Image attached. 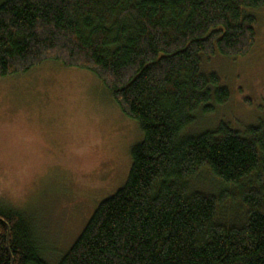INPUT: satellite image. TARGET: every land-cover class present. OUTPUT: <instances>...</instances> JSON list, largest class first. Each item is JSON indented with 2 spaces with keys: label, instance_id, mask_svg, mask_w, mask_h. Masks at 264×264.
<instances>
[{
  "label": "trees",
  "instance_id": "obj_1",
  "mask_svg": "<svg viewBox=\"0 0 264 264\" xmlns=\"http://www.w3.org/2000/svg\"><path fill=\"white\" fill-rule=\"evenodd\" d=\"M263 3H0V78L44 61L89 70L143 134L124 185L55 264H264V123L183 133L197 110L229 96L201 57L247 54L251 10ZM203 172L219 182L216 193L191 187ZM0 264H47L21 211L0 210Z\"/></svg>",
  "mask_w": 264,
  "mask_h": 264
},
{
  "label": "rangeland",
  "instance_id": "obj_2",
  "mask_svg": "<svg viewBox=\"0 0 264 264\" xmlns=\"http://www.w3.org/2000/svg\"><path fill=\"white\" fill-rule=\"evenodd\" d=\"M251 11L255 42L247 54L201 57L202 72L218 76L227 101L197 110L183 133L222 123L242 133L264 123V3ZM142 138L89 70L44 61L0 78V210L25 213L41 258L55 264L98 204L124 185ZM191 187L216 193L220 184L203 172Z\"/></svg>",
  "mask_w": 264,
  "mask_h": 264
}]
</instances>
